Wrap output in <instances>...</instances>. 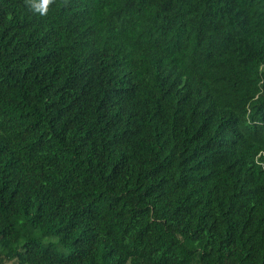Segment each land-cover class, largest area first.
<instances>
[{"label": "trees", "instance_id": "1", "mask_svg": "<svg viewBox=\"0 0 264 264\" xmlns=\"http://www.w3.org/2000/svg\"><path fill=\"white\" fill-rule=\"evenodd\" d=\"M0 0V264H264V0Z\"/></svg>", "mask_w": 264, "mask_h": 264}, {"label": "clouds", "instance_id": "2", "mask_svg": "<svg viewBox=\"0 0 264 264\" xmlns=\"http://www.w3.org/2000/svg\"><path fill=\"white\" fill-rule=\"evenodd\" d=\"M53 0H42V3L37 7V11H39L42 15L46 13L47 6L52 3Z\"/></svg>", "mask_w": 264, "mask_h": 264}]
</instances>
